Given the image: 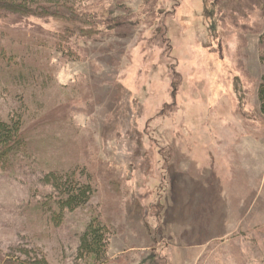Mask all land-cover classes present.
I'll return each instance as SVG.
<instances>
[{
  "label": "rangeland",
  "instance_id": "1",
  "mask_svg": "<svg viewBox=\"0 0 264 264\" xmlns=\"http://www.w3.org/2000/svg\"><path fill=\"white\" fill-rule=\"evenodd\" d=\"M72 2L103 34L62 52L60 21L26 24L42 85L2 99L30 109L33 145L0 169V258L88 264L100 219L105 264H264V0ZM79 167L98 193L61 222L47 177Z\"/></svg>",
  "mask_w": 264,
  "mask_h": 264
},
{
  "label": "trees",
  "instance_id": "2",
  "mask_svg": "<svg viewBox=\"0 0 264 264\" xmlns=\"http://www.w3.org/2000/svg\"><path fill=\"white\" fill-rule=\"evenodd\" d=\"M73 0H0V13L5 15V26L0 27V169L9 168L18 159L31 151L33 141L30 136V109L20 108L6 115L2 108V99L11 90L23 88V102L31 101L30 90L41 87V79L32 65L36 54L34 44L39 38L27 33L26 24H33L34 19L43 21L58 20L63 27L59 32H49L48 42L58 37L59 50L66 52L73 39H95L105 31L106 17L101 13L81 12ZM29 27H32L29 25ZM38 26L34 30H38ZM45 29V28H42ZM27 34L30 40H19L17 32ZM76 35V36H75ZM75 36V37H74ZM95 37V38H94ZM264 112V83L261 88ZM58 195H53L56 203L48 204L56 219L65 221L69 212H76L90 205L98 193L96 184L89 181L81 168L59 169L47 177ZM56 204L59 207L56 208ZM60 209V211H57ZM113 246L111 227L100 219L94 220L84 233L81 257L88 264H105L110 261ZM28 251V259L10 260L0 258V264H51L48 257L41 260Z\"/></svg>",
  "mask_w": 264,
  "mask_h": 264
}]
</instances>
